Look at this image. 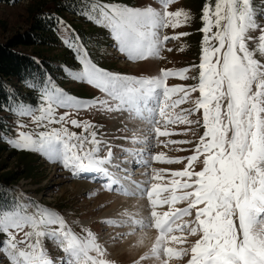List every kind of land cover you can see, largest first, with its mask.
<instances>
[{
    "label": "snow or ice",
    "instance_id": "snow-or-ice-1",
    "mask_svg": "<svg viewBox=\"0 0 264 264\" xmlns=\"http://www.w3.org/2000/svg\"><path fill=\"white\" fill-rule=\"evenodd\" d=\"M178 2L69 0L64 7L105 33L112 42L109 46L127 61L139 62L162 59L163 50L172 51L165 47L168 41L190 34L175 32L192 19L189 11L173 8ZM44 20L51 21V30L72 54L73 63H61L53 70L32 58L34 67L29 66L21 78L28 89L23 95L0 82L4 94L0 112L12 118L9 125L0 117V142L39 154L73 176L94 174L87 178L99 180L109 192L129 194L123 183L128 174L124 165L144 168L146 179L135 187L150 199L168 192L170 203H184L175 215L194 219L180 230L187 227L199 238L190 250L166 248L158 241L151 256L142 260L161 257L170 264L187 255V264H264V0L259 4L205 0L198 29L202 35L199 63L179 70L162 68L154 76L128 75L101 66L90 41L64 18L51 14ZM166 29L173 34L161 35ZM192 70L198 72L192 77L197 83L168 84L169 79H190ZM68 81L95 91L90 97L77 96L63 87ZM186 103L193 107H180ZM84 112L118 114L124 120L118 131H130L129 121L143 127L132 129L131 136L116 137L133 145L118 146L117 155L110 140L98 137L96 124L76 118ZM194 113L201 119L193 122ZM193 123L202 126L203 133L191 155L172 158L164 151L153 153L156 146L192 144L162 138L186 135L187 131H173V126ZM154 163L183 167L159 171L151 167ZM122 171L124 176L118 175ZM15 191L0 185V257L6 264H110L107 247L90 228L80 226L77 232L58 211L27 193L17 197ZM154 203L160 206L159 200ZM175 215L157 221L162 239L175 231L169 229ZM101 223L122 226L114 219Z\"/></svg>",
    "mask_w": 264,
    "mask_h": 264
},
{
    "label": "rangeland",
    "instance_id": "rangeland-1",
    "mask_svg": "<svg viewBox=\"0 0 264 264\" xmlns=\"http://www.w3.org/2000/svg\"><path fill=\"white\" fill-rule=\"evenodd\" d=\"M58 1L67 2L68 0H29L15 5L1 4L0 44L6 43L17 35L25 33L29 27L28 24L30 23V17L32 16V10H34L35 5L45 3L43 9L51 10V8L54 7V4ZM128 2L134 4L137 0H128ZM204 2L205 0H179L178 3L173 5V8H183L184 10L189 11L192 17L189 26L180 27L176 29L175 32L177 34L182 32L190 34L180 39L168 41L165 47L172 49V51L169 52L163 50L161 52V56L163 57L162 59H148L146 61L139 62L127 61L122 54L118 53L109 46L112 42L106 38L105 33H102L101 30L96 27L93 29V32L95 37L99 39V42L97 43L96 48L93 49V52L95 53L101 66H111L112 71L134 76H154L157 75L159 70L162 68L179 70L184 67H191L194 64H198L202 41V35L198 32V29L201 27L200 15ZM255 3L259 4L260 0H255ZM61 15L62 16L58 15V17L64 18L74 29H76V27H82L84 29L94 27L93 25L86 24V22L82 21L83 19L78 18L73 14L70 15L66 13ZM97 33L100 34L97 35ZM164 34L172 35L173 30H162L161 35ZM188 37H191L192 39L195 38L192 42L197 45V50L195 49L193 53L192 48L190 47L191 44L188 42ZM24 51L31 53L32 48L24 49ZM65 53L72 56L66 48L59 45L56 49L53 48L43 51L42 55L50 58V60H52L55 64H58L63 57H66ZM188 75L190 77L188 80L178 82V79H169L168 84L175 85V83L178 82V85L190 86L197 83V80L192 78L198 76V72L196 70L190 71ZM63 87H65L66 90L72 94L80 95V97L81 95L84 97H90L95 91L71 81L64 82ZM21 91V93L19 92L20 94H26V91L23 89ZM195 95L197 96L198 93L192 94L193 100L195 99ZM180 107L183 109H190L193 105L191 103H186ZM76 118L88 120L89 122L96 124L98 137H101L102 135L104 139L110 140L113 147L117 149V155H119L118 146L133 147V145L127 144L123 139H117L116 137L131 136L132 129L143 127L138 121H129L128 127L130 131H118L124 122L123 117L118 114L106 115L96 112H84ZM190 118L193 122H195L197 119H201V116L200 114L194 113ZM11 123L12 118L9 120V125H11ZM71 130L76 131L77 133L81 131L80 129L74 128ZM172 130L176 133H184L187 131V134L172 135L171 137L162 139H170L174 141L189 140L193 141V143L156 146L152 150L153 153L164 151L168 157L172 158H183L191 155V149L194 147L195 142L198 141L199 136L203 133L202 126L196 125L195 123L191 126L175 125ZM180 149L185 150L181 151ZM123 167L127 169L128 173L126 179L124 180L133 181L135 178H139V181H142L146 179L142 176V173L145 171L144 168L134 167L131 164L124 165ZM151 167L159 171H163L164 169L179 170L183 167V164L154 163ZM201 167L202 163L197 164L196 170H200ZM7 174L13 178V181H11V184L7 185V187L15 189L17 197L21 195V192L27 193L32 200L38 201L40 204L58 211L77 232H79L80 226L90 228L93 233L97 235L98 242L101 243L102 246L107 247V259L110 261V264H144L139 261L140 252L135 253L134 249L131 248L124 253H122L121 250L129 237L136 239L139 238V240H142L140 235L142 234L145 236L147 232V230H144L145 225L139 226L141 222H143L142 216L139 212L140 210L136 211V214H129L136 208H130L128 202L132 203V201L136 202V200L142 199L148 204H146L145 212L152 213L155 216L157 215V219L164 214L175 215V213L179 212L180 209L186 206L184 203L179 202L170 203L171 193L162 192L158 196L153 195L150 199L149 196H145L146 194L148 195L146 192L144 195L146 198H144V196L138 197L137 194H127L126 196H122L121 198L124 204L121 202L122 206L119 207L118 203H116L117 201L112 200L111 198L112 196H116L113 191L108 192L104 190L99 180L94 182L92 179L87 178L94 174H81L80 177L73 176L67 170H64L60 165L49 162L46 158L39 154L15 150L7 143L0 142V176ZM118 175L124 176V172L122 171L118 173ZM160 182L162 183V181ZM148 187L149 191H152L151 184H149ZM157 200L160 201V206H157L154 203V201ZM164 204H167V207H164ZM151 206L153 208H151ZM126 213L129 216H126ZM138 214V218L132 219L131 221L130 217H136ZM169 218H171V216H169ZM105 219H114L122 226L111 227L102 224L101 221ZM193 219L194 217H189L187 215H175V218L172 220V229H175V231H172L171 234L167 235V239L169 241L167 239L165 240V247L190 250L193 243L199 237L191 235L187 227L180 230V226L190 224ZM136 221L137 223H135ZM153 221L154 220L147 223L148 227H150L149 225H151L150 223ZM132 226L136 227L133 228ZM128 230H131L132 232L129 233ZM114 236L116 239H113ZM182 237H186V239L182 240ZM47 243L49 249L52 251V254L56 255L51 242ZM164 260L163 262L168 264V262ZM187 261L188 256L185 255L182 259L171 260L170 264H187ZM0 264H6L3 257H0Z\"/></svg>",
    "mask_w": 264,
    "mask_h": 264
},
{
    "label": "trees",
    "instance_id": "trees-1",
    "mask_svg": "<svg viewBox=\"0 0 264 264\" xmlns=\"http://www.w3.org/2000/svg\"><path fill=\"white\" fill-rule=\"evenodd\" d=\"M23 1L29 0H0V5H15ZM68 2L69 0L67 2L58 1L56 4H54V7H52L51 10L43 9L45 3H39L35 5L34 10H32V16L30 17V23L28 24L29 27L25 33L17 35L6 43L0 44V82L13 85H16V83H21V78L25 75V70L29 66L34 67V65H32V58L39 59L45 66L50 67L53 70H55L61 63H72V56L69 54L67 55L66 53V57H63L58 64H55L52 62V60H50V58L42 55L43 51L53 48L56 49L61 44L57 39V34L51 30V21H45L44 17L51 14H55L56 16H62L61 14L66 13L72 15V13L69 10H66L64 7V4ZM82 21L86 22L88 25L90 24L84 19ZM93 29L94 27L87 29L76 27V31L81 36H83L85 40L90 41L92 51L96 48V45L99 42V39L94 35ZM188 40V42L191 44L190 47L192 48L193 53L195 49L197 50V45L192 42L195 40V38L192 39L190 37ZM27 48H32V52H25L24 49ZM106 68L112 69L111 66H107ZM53 74L56 75L55 71ZM81 97L84 96L81 95ZM3 99L4 94L0 92V102H2ZM0 117L6 118L5 122L9 124L11 117H9L6 112H0ZM11 181H13V178L9 176V174L0 176V185H10Z\"/></svg>",
    "mask_w": 264,
    "mask_h": 264
},
{
    "label": "bare ground",
    "instance_id": "bare-ground-1",
    "mask_svg": "<svg viewBox=\"0 0 264 264\" xmlns=\"http://www.w3.org/2000/svg\"><path fill=\"white\" fill-rule=\"evenodd\" d=\"M137 182H140L139 181V178H137V179L135 178V180H133V181L123 180V183H124L125 187L127 188L129 194H131V195L137 194L138 197H142V196H144L146 194V192L141 193L140 189H138V188L135 187V184ZM113 193H114V195H116V196L118 195V196L117 197L116 196H114V197L112 196L111 197L112 200L117 201L116 203H118L119 207H121L122 204H124V202H122L123 200H122L121 197L122 196H126L127 194H125L123 192H118V191H113ZM145 196H148V195L146 194ZM145 196H144V198H146ZM121 202H122V204H121ZM128 204H129V207L130 208L131 207L136 208L135 210H132V212H130L129 214H131V213L132 214H136V211L140 210L139 212H140V214L142 216V219H143L142 224L145 223V224H143V225H145L144 226L145 227L144 230H147V232H146L145 236H143L142 234L141 235L139 234L140 235V238H142V240L141 239L139 240V238L136 239V238L129 237L127 239V241L125 242V244L123 245V248L121 249L122 250V253H124L125 251H127L128 249L131 248V249H134L135 253L140 252V254H139V261H140V263H144V264H166V263L163 262L164 259L161 258V257H157L156 259H148V260H142L141 259L144 256H151L152 249L157 245V242L158 241H160L161 243H163L164 246H165V239H162L161 238V234H160L159 229L157 227V221H164L166 214L162 215L161 217L159 216L160 218L157 219L156 218L157 215L155 216L152 213L145 212V210H146L145 207H146L147 202L143 201L142 199L141 200H136V202H133L132 201V203L131 202H128ZM151 208H153V207L151 206ZM123 210L125 211L124 208H123ZM124 211H122V212H124ZM141 211H144V212H141ZM127 215L128 214L126 213V216ZM137 216H139V214L136 215V217H132L131 216L130 217L131 221H132V219H137L138 218ZM154 218H156V219H154ZM152 220H154V221L152 223H150L151 225H149L150 227H148V224L147 223L151 222ZM135 223H137V221ZM139 226H141V224ZM134 227H136V226H134ZM169 229L170 230L172 229V223L169 225ZM131 232L132 231L130 230L129 233H131ZM171 233H172V231H169L167 235H169ZM169 245H167V246H169ZM163 255L164 254L162 253V256Z\"/></svg>",
    "mask_w": 264,
    "mask_h": 264
}]
</instances>
